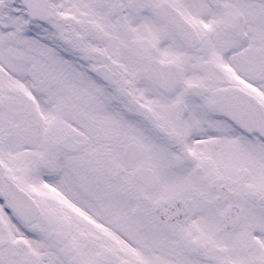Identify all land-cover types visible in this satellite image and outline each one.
<instances>
[{"label": "snow or ice", "instance_id": "obj_1", "mask_svg": "<svg viewBox=\"0 0 264 264\" xmlns=\"http://www.w3.org/2000/svg\"><path fill=\"white\" fill-rule=\"evenodd\" d=\"M0 264H264V0H0Z\"/></svg>", "mask_w": 264, "mask_h": 264}]
</instances>
